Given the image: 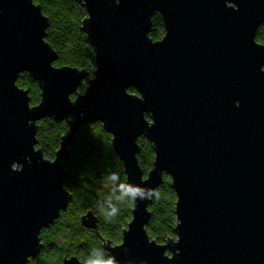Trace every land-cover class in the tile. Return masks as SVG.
<instances>
[{
	"label": "water",
	"instance_id": "obj_1",
	"mask_svg": "<svg viewBox=\"0 0 264 264\" xmlns=\"http://www.w3.org/2000/svg\"><path fill=\"white\" fill-rule=\"evenodd\" d=\"M79 1L97 65L83 93L85 69L54 65L41 6L0 0V264H28L44 247L41 231L72 200L63 162L80 128L97 122L128 185L143 191L122 242L104 244L108 254L120 264H264V45L256 40L264 0ZM154 12L165 26L158 41L149 36ZM23 72L38 82L37 105L17 84ZM45 117L69 120L53 160L36 148ZM141 136L155 153L146 177ZM164 174L177 225L161 244L147 226ZM81 221L98 227L91 210Z\"/></svg>",
	"mask_w": 264,
	"mask_h": 264
},
{
	"label": "trees",
	"instance_id": "obj_2",
	"mask_svg": "<svg viewBox=\"0 0 264 264\" xmlns=\"http://www.w3.org/2000/svg\"><path fill=\"white\" fill-rule=\"evenodd\" d=\"M34 2L41 6L42 12L50 20L45 40L58 53L54 65L77 67L88 72V78L78 88V92L83 93L97 69L94 49L83 30V22L88 17L84 4L79 0ZM164 35L162 16L159 12H154L149 36L158 41ZM256 40L264 45V24L257 30ZM17 84L29 90L32 105L41 101L38 82L29 73H21ZM128 91L137 93L134 87H130ZM72 98L74 99L75 95ZM71 120L74 118L70 117ZM68 132L69 120L42 118L38 122L36 148H41L44 156L53 160L62 137ZM138 142V158L146 177L153 167L155 153L151 143L144 136H141ZM63 164L69 171L64 185L71 192L72 200L67 209L61 211L59 218L41 231L44 247L28 264H62L63 258L72 255L78 256L82 264H85L91 247L102 246L106 249V243L120 244L123 232L132 219L133 200H126L123 204L115 200V195L120 194L118 188L115 193L116 185L121 182L126 185L128 183L123 163L113 148L112 135L105 130L102 123H88L80 128ZM112 174L117 175L114 183L108 180ZM107 198H113V203L117 204L121 211L116 217L106 221L99 204ZM176 202L177 195L171 177L164 174V181L156 189L155 197L149 205L152 218L147 230L151 239L164 244L169 239L176 238ZM89 210L98 217L97 229L87 228L81 221V217Z\"/></svg>",
	"mask_w": 264,
	"mask_h": 264
},
{
	"label": "clouds",
	"instance_id": "obj_3",
	"mask_svg": "<svg viewBox=\"0 0 264 264\" xmlns=\"http://www.w3.org/2000/svg\"><path fill=\"white\" fill-rule=\"evenodd\" d=\"M260 70L264 72V65L261 66ZM116 179V174H112L108 177V180H110L112 183H114ZM117 188L120 190V194L115 195V200L120 201V204L125 203L126 200H134L136 199L137 195L143 194V191L140 187L126 185L122 182L119 185H116L115 193ZM99 206L106 221L116 217L121 211L120 207L113 203V198H107L106 200L100 201ZM85 264H120V261L114 255L108 254L106 249H104L102 246H93L89 250Z\"/></svg>",
	"mask_w": 264,
	"mask_h": 264
},
{
	"label": "rangeland",
	"instance_id": "obj_4",
	"mask_svg": "<svg viewBox=\"0 0 264 264\" xmlns=\"http://www.w3.org/2000/svg\"><path fill=\"white\" fill-rule=\"evenodd\" d=\"M107 244V243H106ZM165 244V243H164Z\"/></svg>",
	"mask_w": 264,
	"mask_h": 264
}]
</instances>
